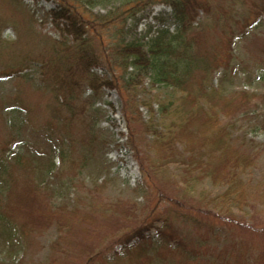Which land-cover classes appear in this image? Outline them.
<instances>
[{
    "label": "trees",
    "instance_id": "obj_1",
    "mask_svg": "<svg viewBox=\"0 0 264 264\" xmlns=\"http://www.w3.org/2000/svg\"><path fill=\"white\" fill-rule=\"evenodd\" d=\"M0 1H3L2 4L10 1L11 4L21 7V0ZM56 1L58 5L50 11V18L61 33V40L47 37L44 43L42 42L43 45H40V41L36 39L38 41L34 48L26 53L27 60H18L13 66L12 62H4V74H20L31 64L39 65L40 81L37 87L44 90L45 95L48 92L56 101L52 105L49 102L46 109L58 113L61 109L57 108L56 104L63 107L69 115L64 121L68 126L73 125L76 117H84L85 125L90 124L86 103L78 102L85 87L91 89L95 96L100 94L103 88L120 90L123 94V116L128 139L134 146V155L140 171L151 190L145 198L149 202L164 206L162 211H157L156 203L153 209L144 208L139 212L136 227L118 239L123 246V254L107 259L101 246L92 247L90 252H84L86 258L82 264H260L263 253H258V247L255 245L253 250L243 244L224 246L220 250L213 248V254L210 255V248H204V245L208 244L202 243L206 241V236L201 232H211L217 225L215 222L229 229H240L241 232H257L245 218L237 217L230 211L227 214H215L208 209L210 204L217 203L233 204L243 209V205L255 203L260 195L264 196V190L260 193L258 186L246 183L241 178V175L256 163V159L250 154L253 148L247 151L249 146L245 140L239 142L233 138L235 118L250 112L256 104V99L263 96L258 97L247 91L224 95L214 88L212 83L217 70L231 69L234 60L233 41L238 34L246 35L250 25L264 14V0H242L248 8V15L243 20L235 19L231 9L223 8L220 2L227 0H217V3L216 0H121L123 12L132 15L144 11L155 2H160L169 9V12L160 13L157 17V30L152 31V26L149 27L148 33L152 34L146 42L126 39L123 24L120 29L116 25L118 22L112 21L120 15L114 17L111 12L100 20H92L84 16L86 13L90 14L84 9L85 0ZM91 2H88V5L93 6ZM201 13L208 15L212 22L216 19L212 24L218 32L215 33L214 39L205 29L207 24L198 23ZM251 15L254 16L253 22H249L247 18ZM112 28L114 29L111 35L105 37L102 32ZM259 59L263 64L264 58ZM99 64L108 69L111 75L109 78H102L95 73ZM262 68L264 69V64ZM24 77L29 78V75L20 76ZM146 78L150 79L153 87L161 85L181 93L176 103L159 106L160 122L162 121L159 124L153 122L152 104L138 99L137 93L144 86ZM4 102L0 99L1 107ZM8 102L14 115L6 119L10 139L6 141L5 150L9 148L10 142L21 137L27 126H32L33 113L26 103V106L24 105L18 93ZM142 107L150 113V119L147 121L142 117ZM167 121L169 123L166 126H160ZM262 129L264 130V119ZM36 130L33 127V132ZM52 134H55V131H52ZM56 135L57 144L53 145V152L48 154L47 158L40 156L48 164L46 176H52V173L60 175L62 168L67 167L68 156L65 154L64 145L69 139L64 132ZM147 136L151 137L150 150L157 162V167L152 169V173L147 171L146 160L137 149L141 140ZM17 152L13 154L12 160L15 155L18 159ZM56 158L58 164L55 163ZM172 162L185 166L179 181L174 175L170 176L172 180H165V169L168 170V164ZM7 164L9 165L7 157L1 154L0 191L4 184L2 178L9 175ZM193 171L201 177H209L213 184L225 186V191L216 198L204 196L199 202L191 203L186 191L182 193L181 189L185 186L192 187V181L198 180L192 176ZM154 175L159 178L158 182H154ZM4 188L9 195V189ZM8 204L5 200L0 206V228L15 238L17 243L19 241L17 247L24 253L28 245L23 237L29 234L32 227L30 224L15 221L13 208ZM65 209L64 206L49 209L43 216L42 212L38 211V216L35 217L40 221L33 219L43 223L44 217L58 233L57 240L50 246V256L45 261L36 263L61 264L55 255H59L58 252L66 253L73 248L76 241L70 238L75 237L73 231L76 230L78 236L81 233V237L85 239L83 234L88 232V228H96L91 225L94 218L100 217L103 211L106 213L112 210H97L92 207L81 215L76 210L68 213ZM115 213L112 211L113 215ZM152 216L154 218H151ZM157 222H160L161 226L157 229L155 238L150 232ZM180 223H190L195 227L200 236L199 240L192 238L182 229ZM0 264L35 262L28 263L22 258L12 263L0 261Z\"/></svg>",
    "mask_w": 264,
    "mask_h": 264
},
{
    "label": "rangeland",
    "instance_id": "obj_2",
    "mask_svg": "<svg viewBox=\"0 0 264 264\" xmlns=\"http://www.w3.org/2000/svg\"><path fill=\"white\" fill-rule=\"evenodd\" d=\"M91 1L93 0H85L84 9L90 12V16L87 13L84 16L88 19L100 20L111 12L114 17L120 15L112 21L118 22L116 25L120 29L123 24L127 40L146 42L152 34L148 33L149 27L152 26V31L157 30L159 28L157 17L160 13L169 12V9L160 2H155L144 11L132 15V13L123 12L121 0ZM245 1L260 2L261 0ZM88 2H91L93 6L88 5ZM217 2L216 0L215 3ZM2 3L3 1H0V99L5 102L2 107L0 106V155L4 154L7 157L9 162L7 166L10 171L9 175L1 180L4 184L0 191V206L6 200L9 203L8 206L11 205L13 208V219L19 223L30 224L32 229L23 237L28 247L24 253H21L17 247L19 241L17 243L15 238L10 237L7 231L0 228V261L12 263L22 258L28 263L35 262V264H38L37 261H45L50 256V246L57 240L58 233L55 227L50 225L49 220L43 217V223L37 222L40 219L35 216H38V211L42 212L43 216L49 209L54 210L63 206L66 207V212L71 213L76 210L81 215L92 207L97 210H112L106 213L103 211L100 217L94 218L91 225L96 228H88V232L83 234L85 239L81 237V233L78 236L76 230L73 231L75 237L70 238L76 240L74 246L66 253L58 252L59 255H55L60 259L58 263L82 264L86 258L84 252H90L91 249L99 246L104 249V256L107 259L123 254V246L118 239L136 227L137 218L142 209H153L157 203L149 202L145 198L147 192L151 193V190L140 171L134 155V146L128 139L127 125L123 116V94L116 88H103L100 94L95 96L91 89L85 87L84 94L78 102L86 103L90 124L85 125L84 117L82 119L76 117L71 126L64 123L69 115L63 107L56 104L57 108L61 109L58 113L46 109L49 102L52 105L56 101L48 92L45 95V91L37 87L40 81L39 65L31 64L20 74H4V62H12L13 66L18 60H27L26 53L34 48L38 40L40 45H43L47 37L61 40V33L50 18V11L57 7V1L21 0V7L11 4L10 1L6 4ZM220 3L225 10L231 9L237 20H243L248 15V8L242 0H227ZM247 18L249 22L254 21L253 15ZM211 22L212 19H209L208 15L200 14L198 23L207 24L205 29L214 39L215 33L218 34V32L214 30L213 22ZM113 29L102 33L105 37L109 36ZM232 49L234 60L231 69L217 70L212 83L214 88L224 95L247 91L258 97L263 96L256 99V104L250 112L235 118L236 127L233 129V138L239 142L245 140L249 146L247 151L253 148L250 154L256 159L255 165L244 172L241 178L246 183L258 186L261 193L264 190V130L262 129L264 119V69L262 66L264 63H260L262 60L259 58H264V14L250 25L246 35L236 36ZM95 73L102 78L111 76L108 69L101 64L97 65ZM24 74H28L29 78H20ZM17 93L23 99L24 105L27 104L33 112L31 124L37 130L33 132V127L27 126L22 131L21 137L10 142L9 148L5 150L6 141L10 139L6 119L14 115L8 100ZM137 94L140 101L152 104L155 124H159L161 120L159 106L176 103L181 97V93L172 88L161 85L151 86L149 78L145 79L144 86ZM140 110L144 120L150 119L148 109L142 107ZM168 123L169 121L160 126H166ZM52 131H55V134L51 135ZM59 132H64L69 139L64 145L65 154L68 156L67 167L62 168L60 175L52 173V176H46L48 164L40 156L47 158V155L53 152V145L57 144L56 134ZM150 141V136L143 138L137 149L146 160L147 171L152 173V169L157 167V162L154 153L150 150ZM15 152L18 154V159L15 155L12 160ZM54 160L58 164V159ZM184 170L185 166L179 162L168 164V170L165 169L164 173L165 180L168 178L172 180L170 176L174 175V178L179 181ZM192 176L198 180L192 181V187L185 186L181 189L182 193L186 191L191 203L199 202L204 196L216 198L226 189L221 184H213L209 177L199 176L196 171L192 172ZM153 179L154 182H158L159 178L154 175ZM4 187L9 189V195ZM261 196L255 203L243 205V209L233 204H210L208 209L210 212L227 214L230 211L237 217L247 219L257 231L256 234L241 232L240 229H229L215 222L217 225L211 232L206 230L201 232L206 236V241L202 240V243L208 244L204 245V248H210V255L213 254V248L220 250L224 246L243 244L253 250L255 245L258 247V253H263L260 264H264V196ZM155 208L157 211H162L164 206L157 203ZM112 211L116 213L113 215ZM179 225L192 238L199 240L200 236L190 223ZM48 226L51 227L48 228ZM160 226L161 223L157 222L150 232L155 238ZM89 234L92 235L89 236ZM104 236L106 239H103ZM201 238L203 239L202 236Z\"/></svg>",
    "mask_w": 264,
    "mask_h": 264
}]
</instances>
